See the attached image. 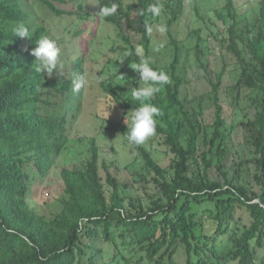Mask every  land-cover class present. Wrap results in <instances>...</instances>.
Wrapping results in <instances>:
<instances>
[{"label": "trees", "instance_id": "16d2710c", "mask_svg": "<svg viewBox=\"0 0 264 264\" xmlns=\"http://www.w3.org/2000/svg\"><path fill=\"white\" fill-rule=\"evenodd\" d=\"M40 1L57 15L71 14L59 6L67 0ZM97 2L99 12L78 15L84 23L74 31L76 37L87 35L85 52L95 36L88 17L101 16L118 28L130 44L132 54L126 64L139 62L136 46L125 33L129 29L142 38L144 55L156 70L150 58V46L161 15L154 17L147 9L150 5H160L161 14L169 15L166 27L173 47L169 69L172 81L146 102L159 110L155 117L156 131L164 136L165 145L174 155L170 168L162 167L147 150L136 145L154 172V181L162 195L146 206L140 198L122 195L114 177L108 175L104 182L99 148L93 139L92 155L86 166L62 172L65 187L58 210L45 215L29 206L34 182L51 168L53 155L66 144L70 109L66 107L59 116L58 108L63 105L62 97L68 104L72 78L60 68L51 76L35 71L31 50L41 38V29L32 31L25 24L28 13L19 0H0V264H86L92 262L91 249L95 255L110 253V249L98 248L97 242L113 245L111 260H114L118 255V236L121 245L139 247L157 264H182L176 260L179 251L185 255L183 264H264V0H258L255 6L259 27L253 30L239 28L234 0H225L226 12L216 10L224 23L219 34L241 68V86L259 90L263 95L261 109L243 124L250 128L255 148L251 158L255 169L253 181L239 183L223 171L227 140L235 127L227 126L220 101L224 72L213 79L202 61L199 43L210 37L203 34V28L195 30L197 56L213 87L214 119L205 121L202 109L201 121H195L182 110L179 45L170 28L180 20L186 0ZM112 4L117 5L114 15L100 14L102 5ZM19 23L28 27L29 37L14 34L13 27ZM146 25L153 27L151 34L146 31ZM73 68L81 69V61ZM163 92L167 100L161 97ZM116 100L125 110L139 107V101L133 97ZM76 103L73 118L81 107L79 96ZM202 145L210 151L216 149L223 183L210 177L214 164L202 151ZM106 184L112 187L110 196ZM120 255L127 262L132 261ZM135 262L141 264V260Z\"/></svg>", "mask_w": 264, "mask_h": 264}, {"label": "rangeland", "instance_id": "374dc122", "mask_svg": "<svg viewBox=\"0 0 264 264\" xmlns=\"http://www.w3.org/2000/svg\"><path fill=\"white\" fill-rule=\"evenodd\" d=\"M133 0H127L132 2ZM258 0H234L235 12L239 28L257 29L259 27L258 12L254 11ZM22 9L28 13V24L32 31L41 29V37L48 36L54 39L61 49L60 70L74 76H84L86 84L77 93L67 99L62 97L63 105L58 108L62 116L65 108L69 110V123L66 126V144L63 149L53 155V163L40 179L34 182L29 195V206L40 214L50 215L59 208V199L64 193V169H82L91 158V141L94 139L99 148L100 174L106 181L108 175L114 177L120 184L122 195L134 196L143 200L146 206L154 198L162 195L154 181L155 174L147 166L140 149L130 144L126 139L127 125L125 115L131 109L120 108L116 98L133 97L132 92L140 86L138 73L133 71L126 59L121 62L123 53L131 52L130 44L123 38L121 32L113 24L106 22L101 16H89L88 23L95 28V36L85 52L84 42L88 38L85 34L76 37L74 31L83 24L82 18L86 12H99L97 0H67L59 4L60 8L67 9L71 14L57 15L40 0H19ZM225 0H186L184 12L179 21L171 26L170 31L175 36L180 52L178 74L182 79L180 87L183 111L195 121H201L200 111H205L204 119L211 122L214 119L213 87L209 82L207 71L201 65L197 56L198 38L195 30L203 28V34H209L207 40L199 43L202 51V61L207 65L209 73L214 79L222 72L220 86V101L223 105V115L227 126H234L235 130L227 140V151L223 171L235 182L253 181L254 156L252 132L247 125H243L253 118L261 109L262 93L259 90L248 89L240 84L241 68L233 53L227 48V43L220 36L224 23L219 19L216 10H224ZM226 12V11H225ZM169 15L161 14L152 35L150 58L158 70H167L169 80L172 81L170 65L173 60V47L170 44L169 34H160L156 25H166ZM114 33V35H110ZM126 36L131 38L134 46H142V38L127 29ZM217 36V37H215ZM162 45V46H160ZM144 50V48H143ZM145 53V51H144ZM81 61V69H74L73 65ZM133 64V63H132ZM77 96L81 107L75 113ZM154 94L153 97H155ZM161 97L166 98L163 92ZM134 98V97H133ZM53 111H50V113ZM183 116V113H180ZM203 139V135L200 134ZM186 143V141H185ZM147 150L152 158L162 167L169 169L174 155L164 143V136L155 131L145 144L140 145ZM202 151L211 160L214 166L210 169L212 179L224 182V176L218 168V154L216 149L202 145ZM194 160H192L193 162ZM200 164L202 159H199ZM36 175V174H35ZM127 184V187H125ZM106 192L110 196L112 187L106 184ZM245 216V215H243ZM246 218V217H245ZM119 245L116 248V258L111 260L113 245L97 242L98 248L110 249L109 254L95 252L91 249L92 262L86 264H157L150 261L145 253L136 247L121 245L122 239L118 236ZM112 249V250H111ZM124 254L132 261L122 259ZM179 263L185 262L183 251L176 255ZM170 264V263H169Z\"/></svg>", "mask_w": 264, "mask_h": 264}, {"label": "clouds", "instance_id": "9594fccd", "mask_svg": "<svg viewBox=\"0 0 264 264\" xmlns=\"http://www.w3.org/2000/svg\"><path fill=\"white\" fill-rule=\"evenodd\" d=\"M147 11L154 17H158L161 15L162 6L150 5ZM116 12V4L111 6L102 5L100 8V14L104 17L112 16ZM140 14H143V12L141 11ZM145 29L149 34L153 31V27L150 25H146ZM156 31L164 34L167 31V27L163 24L156 25ZM13 32L22 38L29 37V29L24 23L14 26ZM110 35H114V33L110 32ZM131 54L129 51L124 52L120 61L123 62ZM31 55L35 57L34 69L37 73H45L51 76L58 68H63L59 59L61 49L56 41L48 36H43L36 42V47L31 50ZM135 55L139 57V62L131 64L130 67L138 73L140 86L134 89L132 96L139 101V107L132 108L125 115V123L127 125L126 139L130 144L143 145L155 134V117L159 113L158 108L147 103L146 100L153 97L157 92L162 91L170 80L167 73L151 67L150 59L145 57L142 46L137 45L135 47ZM85 84L86 79L84 76H74L72 78V91L74 93L79 92Z\"/></svg>", "mask_w": 264, "mask_h": 264}]
</instances>
